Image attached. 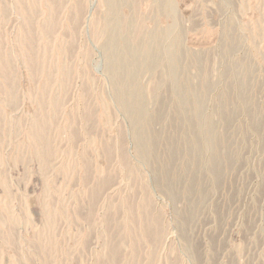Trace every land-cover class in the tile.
<instances>
[{
    "label": "rangeland",
    "instance_id": "rangeland-1",
    "mask_svg": "<svg viewBox=\"0 0 264 264\" xmlns=\"http://www.w3.org/2000/svg\"><path fill=\"white\" fill-rule=\"evenodd\" d=\"M0 264H264V0H0Z\"/></svg>",
    "mask_w": 264,
    "mask_h": 264
}]
</instances>
